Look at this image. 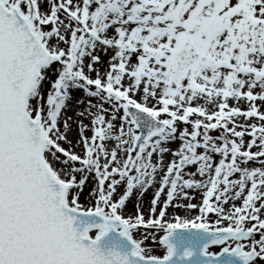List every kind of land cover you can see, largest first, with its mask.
I'll return each instance as SVG.
<instances>
[{"label": "snow or ice", "instance_id": "obj_1", "mask_svg": "<svg viewBox=\"0 0 264 264\" xmlns=\"http://www.w3.org/2000/svg\"><path fill=\"white\" fill-rule=\"evenodd\" d=\"M0 264H264V0H0Z\"/></svg>", "mask_w": 264, "mask_h": 264}, {"label": "bare ground", "instance_id": "obj_2", "mask_svg": "<svg viewBox=\"0 0 264 264\" xmlns=\"http://www.w3.org/2000/svg\"><path fill=\"white\" fill-rule=\"evenodd\" d=\"M102 58H104V59H106V57H102ZM72 113H70V115H71ZM85 122H87V121H85ZM73 130H74V133L73 134H75V125H73ZM152 194H153V191L150 189L145 195H144V197H143V203L145 204V206H147V203H148V200H149V198L152 196ZM85 195H87V189L85 190ZM137 194L134 192L133 193V199H135V196H136ZM237 204H239L240 203V201H237L236 202ZM129 208H131V204H129ZM218 247H212L210 250H212V251H218ZM157 254H162V250H160V249H158V252H157Z\"/></svg>", "mask_w": 264, "mask_h": 264}, {"label": "water", "instance_id": "obj_3", "mask_svg": "<svg viewBox=\"0 0 264 264\" xmlns=\"http://www.w3.org/2000/svg\"><path fill=\"white\" fill-rule=\"evenodd\" d=\"M219 250V249H218Z\"/></svg>", "mask_w": 264, "mask_h": 264}]
</instances>
